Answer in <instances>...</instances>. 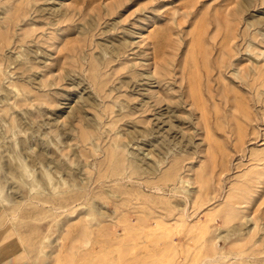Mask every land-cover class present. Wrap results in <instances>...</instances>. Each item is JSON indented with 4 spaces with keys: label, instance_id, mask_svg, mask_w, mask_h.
<instances>
[{
    "label": "rangeland",
    "instance_id": "obj_1",
    "mask_svg": "<svg viewBox=\"0 0 264 264\" xmlns=\"http://www.w3.org/2000/svg\"><path fill=\"white\" fill-rule=\"evenodd\" d=\"M0 264H264V0H0Z\"/></svg>",
    "mask_w": 264,
    "mask_h": 264
},
{
    "label": "bare ground",
    "instance_id": "obj_2",
    "mask_svg": "<svg viewBox=\"0 0 264 264\" xmlns=\"http://www.w3.org/2000/svg\"><path fill=\"white\" fill-rule=\"evenodd\" d=\"M165 116V115H164ZM164 119V118H163ZM168 119V118H167Z\"/></svg>",
    "mask_w": 264,
    "mask_h": 264
}]
</instances>
